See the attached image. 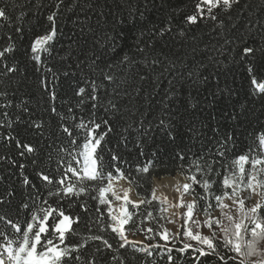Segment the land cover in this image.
I'll return each mask as SVG.
<instances>
[{
    "label": "trees",
    "instance_id": "obj_1",
    "mask_svg": "<svg viewBox=\"0 0 264 264\" xmlns=\"http://www.w3.org/2000/svg\"><path fill=\"white\" fill-rule=\"evenodd\" d=\"M57 2L0 0V7L8 11V18L0 19V50L14 44V51L0 61V92L7 93L6 97H0V105L11 102L10 107L0 108V112L7 111L13 120L20 117L12 128H0V200H3L0 216L23 225L32 212L45 206L42 201L57 207L59 198L50 196L49 192L55 191L58 185L42 181L37 172L59 179L65 171L61 160L68 161L69 153L75 154L76 146L69 143L70 138L61 125L72 127L81 118L108 120L107 126L102 124L96 130L99 134L111 128L102 142L105 171H114L115 166L131 174L136 178V184L131 186L136 197L151 201L139 208L128 206L134 213V223L126 226L132 229L126 234L142 242L120 248L119 237L110 229L101 233L97 218L102 217L100 223L105 225L112 221L106 206L92 199L96 192L89 191L79 198L59 201L66 215L79 217L78 223L73 220L74 233L66 234L65 245L78 244L90 234H101L113 244V249L98 257L100 264L121 261L123 264H218L215 258L200 257L193 249L178 251L183 246L181 241L195 245L194 241L160 239L158 233L167 228V223L161 215L160 204L152 200L153 180L175 176L184 179L181 173L190 175L195 171L192 160L201 154L214 157L217 142L226 135L233 137L235 147L225 157L218 158L221 163L256 148L257 134L264 133V94H253L254 86L246 68L233 62L229 52L232 45L225 41L237 34L233 24L243 32L249 21L264 20V0H242L239 9L231 10V20L222 14L225 21L222 30H214V24L208 19L196 25L185 21V16L195 10L196 0H147V7L146 0H64L61 8L56 9ZM51 11L59 12L57 34L49 42L48 52H40L41 60L35 61L31 44L50 29L46 16ZM256 28L259 41L260 26ZM94 59L98 69L113 76L112 81L104 80L98 70L90 69ZM108 64L113 67L108 69ZM5 65L14 66L16 72L4 74ZM49 68L57 79L47 71ZM255 75L258 80L264 79V72L258 69ZM41 80L46 81L49 90L55 91L56 100H49ZM92 80L98 87L103 85L102 106L91 109V103L86 102L77 107L76 90L85 87L90 92ZM108 100L117 105L116 109L105 111ZM52 106L57 113L50 111ZM91 112H95V117ZM60 114L76 119L62 120ZM161 120L165 125L160 124ZM33 121L43 127H29ZM9 134L31 142L36 151L20 156L21 150L15 141L5 139ZM74 134L78 144L83 143L86 132L75 130ZM112 154L119 159L112 161ZM180 155L185 159L181 160ZM149 161L152 162L150 172L138 173L137 168ZM217 168L224 171L219 165ZM25 176L31 185L23 184ZM194 188L202 192L198 186ZM214 189L217 193L220 191L219 183ZM24 203L29 208H23ZM209 203L214 205L209 209L212 214L218 207L214 200ZM203 207L201 202L194 211L206 217ZM97 208L101 210L99 213ZM147 212H152L151 218H146ZM148 228L154 231L149 233ZM0 232L13 240L20 236L6 220H0ZM4 242L0 236V243ZM166 243L173 249L170 253L163 247ZM98 244L90 241L82 254H90ZM157 244L161 247H147ZM260 244L259 248L263 249ZM142 248L145 250L141 251ZM68 264L79 262L69 260ZM228 264H237V261H228Z\"/></svg>",
    "mask_w": 264,
    "mask_h": 264
},
{
    "label": "snow or ice",
    "instance_id": "obj_2",
    "mask_svg": "<svg viewBox=\"0 0 264 264\" xmlns=\"http://www.w3.org/2000/svg\"><path fill=\"white\" fill-rule=\"evenodd\" d=\"M63 3L64 0H59L55 4V8L60 9ZM241 3L242 0H196L195 10L186 15L184 19L189 25H196L204 19H208L214 24V30H222L225 28V21L221 18L222 14L227 15V18L231 20V10L234 8L239 9ZM145 7H147V0ZM244 7L247 8L250 5H244ZM143 15L141 13V16ZM249 15H252V13H249ZM58 17V11H51L46 16V20L51 26L50 29L32 42L31 53L35 61L41 60L40 52H48L49 42L57 34ZM6 18H8L7 8L0 7V19ZM256 25L260 26L259 41L256 40ZM232 28L237 30V34L232 40L225 41V43L232 45L229 49L231 58L234 63L242 64L246 68L254 86L253 94H264V79L258 80L255 75L256 69L264 72V20H258L254 23L249 21L248 24L244 25L243 32L239 31L236 24H233ZM16 31L19 32L20 29L17 28ZM13 51L14 44L11 43L0 50V61L6 59L7 54ZM96 59H99V57ZM96 59L91 61L90 69L93 72L98 70L103 75L104 80L112 81L113 76L111 74L105 72L104 69H98ZM153 63H159V61H153ZM106 67L111 69L113 65L108 64ZM16 70L14 66L5 65L4 74L14 73ZM47 71L52 73L54 80L57 79L51 68ZM63 74L68 75L67 72ZM192 75L193 73L190 72L189 76ZM141 79H144V77L142 76ZM41 84L48 90L49 100H56L55 91L48 89L46 81L41 80ZM89 87L90 92L86 91L85 87H78L76 90L75 95L79 97L77 107L90 102L91 109H97L103 104L100 97V89L103 85L98 87L96 81L92 80ZM6 96V92H0V97ZM10 106L11 102L9 101L7 104L0 105V108ZM116 107L117 105L112 100H108L105 111L109 108L116 109ZM24 111L27 112L28 109L25 107ZM50 111L57 113L54 106L50 107ZM68 112L71 113L72 109L69 108ZM91 115L95 117V112H91ZM0 118H2L0 119V128H12L13 124L20 120L19 116L13 120L7 111L0 112ZM60 118L62 120L76 119L75 116L65 117L63 114H60ZM108 123V120L97 122L95 118L88 121L81 118L72 127L61 125L63 132L70 138L69 143L76 146L75 154L69 153L71 159L68 161L61 160L60 163L64 165L65 171L59 179L42 171L37 172V176L42 181L49 185H58L55 191L49 192L50 196L59 198L57 207H52L47 200L42 201L45 206L38 207L35 212H32L30 219H26L23 225L0 216V220H6V223L11 225L16 233L20 234L19 239L13 240L8 238L5 233L0 232V236H3L5 240L4 243H0V264H68L69 260L77 261L79 264H100L98 257L102 256L106 250L110 252L113 249V244L101 234H90L78 244L65 245L66 234L74 233L73 220L78 223L79 217L73 218L66 215L64 209L59 206L60 200L79 198L89 191L96 192L92 199L97 200L99 205L106 206L107 216L112 221V223L105 225L100 223L102 217H98L99 231L102 233L110 229L112 233H115L121 241L120 248L138 243L129 240L126 235V232L132 231L131 228H126V226L134 223V213L129 211L128 206L139 208L143 204L151 203V201L143 198L134 201L130 198L131 186L136 184V178L131 177V174H126L122 169L115 166H113L114 171H105L103 155H101L103 151L102 142L105 140L107 133L111 131V128L109 127L106 132L99 134H96V130L100 129L102 124L107 126ZM160 124L165 125V121L161 120ZM29 127L41 129L43 125L33 121L29 124ZM75 130L86 132L83 143L78 144L74 134ZM5 139L15 141L16 147L21 150L19 152L20 156L32 154L36 151L31 142L21 141L11 136V134ZM234 147L233 137L226 135L217 142L214 157L201 154L192 160L191 167L195 171L190 175L181 173L187 182L183 184L177 182L175 185V191L180 193L181 201L178 204L170 205V207H186V212L181 213V216L185 218L182 226L183 232L177 230L170 237L169 229L165 228L158 235L165 242L169 241L170 238L175 240L182 235L188 241H194L195 245L181 241L183 246L178 251L185 252L188 249H193L200 257L215 258L218 264H228V261H237V264H264V249L259 248V244L264 242V133L257 134L255 149L250 148L248 152L236 156L231 161L221 163L218 158L225 157V154ZM63 151H67V149ZM253 152H255L254 155ZM179 158L181 160L185 159L183 155H180ZM118 159L119 157L116 154H112V161ZM73 162H75V166ZM151 163L149 161L144 166L138 167L137 172L148 174ZM217 165L224 171L220 172ZM20 167L23 168L24 165L21 164ZM69 173L71 176L68 175ZM216 177H220V179L217 180ZM121 181H126L129 187H124L120 184ZM22 182L25 185H31L26 176ZM217 183L220 185L218 193L214 189V185ZM194 185L198 186L202 192L197 191ZM245 191H248L249 196L241 198L242 193ZM109 195L115 201L121 203L114 207L113 200L109 199ZM185 195H192V200L185 202L183 199ZM252 195H256L260 199L253 206L246 208L245 199L251 198ZM156 199L158 198L155 190H153L152 200ZM210 200L215 201V207L219 208L223 219L228 221L227 224L220 217L214 218L211 216L209 209L213 208L214 205L209 203ZM162 202L168 203L167 197H164ZM201 202L204 203L202 211L207 218L204 221L193 220L194 210ZM0 203H3V200H0ZM22 207L27 209L29 205L24 203ZM81 207L87 211L85 205H81ZM233 208L236 214H230L229 210ZM96 211L99 213L101 210L97 208ZM160 211L166 212L167 208H161ZM151 217L152 212H147L146 218ZM189 221H192L198 229L206 227L210 234L205 235L201 231L193 232L192 228L188 226ZM169 223H174V221L169 219ZM89 231L91 232V229ZM147 231L151 233L154 229L148 228ZM90 241L99 242V244L94 247L90 254H82V250L88 247ZM147 247H161V245H148ZM163 247L169 253L173 250L167 247V243ZM221 249L225 251L222 252ZM144 250L141 249V251ZM227 253H234L235 255H228ZM112 258L116 259L115 256ZM237 258L239 259L237 260ZM168 259L171 261L172 256L169 255ZM120 264H123V261Z\"/></svg>",
    "mask_w": 264,
    "mask_h": 264
},
{
    "label": "rangeland",
    "instance_id": "obj_3",
    "mask_svg": "<svg viewBox=\"0 0 264 264\" xmlns=\"http://www.w3.org/2000/svg\"><path fill=\"white\" fill-rule=\"evenodd\" d=\"M165 179H168V178H164V179H160V180H165ZM169 179H174V180H172L173 182H172L171 185H167V186H164V187H157V188L155 187V182H157L158 179H154L153 180L152 192H153V190H155V194H156V196L158 198L155 201H157L160 204L161 208H167V211L166 212H161V215L164 216V218L166 220L167 229H169V235L171 237V235L173 233H175L177 230H180L181 233L183 232V227L182 226L184 225L185 218L181 216V213L186 212V207H170V205L178 204L181 201L180 193L175 191V185L177 184V182L183 184V183H185L187 181H185L180 176L169 177ZM120 184H122L124 187H129V185H128V183L126 181H121ZM248 196H249L248 191H245V192L242 193V197L241 198H246ZM164 197H167L168 203H163L162 202ZM130 198L132 200H134V201L138 200V198L136 197L135 192L133 191V189L130 192ZM109 199L113 200L114 207L118 206V204L121 203V202L115 201V199L113 197H111L110 195H109ZM183 199H184L185 202H188V201L192 200V198L189 195H185L183 197ZM258 199H260V198L258 196H256V195H252L251 198L245 199V207L249 208V207L253 206L257 202ZM229 211H230V214H236L234 208L229 210ZM211 216L214 217V218L215 217H220L225 224L228 223L227 220L223 219L219 208L217 209L216 212L212 213ZM206 218L207 217H203L201 215L196 214L195 211H194L193 220L204 221ZM169 219L173 220L174 223H169ZM188 226L192 228L193 232L201 231L202 234H205V235H209L210 234L209 230L206 227H202V228L198 229L192 223V221H189ZM128 239L131 240V241H137L138 242L137 244H140L142 242L141 239H139V238L133 239L130 236H128ZM184 239H186V238L181 235L179 238H177L175 240L176 241H180V240H184ZM175 240H173V241H175ZM169 241H172V239L170 238ZM260 245H262L263 246L262 248L264 249V242H261Z\"/></svg>",
    "mask_w": 264,
    "mask_h": 264
},
{
    "label": "bare ground",
    "instance_id": "obj_4",
    "mask_svg": "<svg viewBox=\"0 0 264 264\" xmlns=\"http://www.w3.org/2000/svg\"><path fill=\"white\" fill-rule=\"evenodd\" d=\"M172 180L174 179H165V180H158L157 182H155V187H164V186H167V185H171L172 184Z\"/></svg>",
    "mask_w": 264,
    "mask_h": 264
}]
</instances>
